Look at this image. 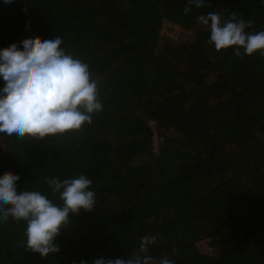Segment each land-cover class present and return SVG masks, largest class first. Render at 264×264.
<instances>
[{"label":"trees","instance_id":"16d2710c","mask_svg":"<svg viewBox=\"0 0 264 264\" xmlns=\"http://www.w3.org/2000/svg\"><path fill=\"white\" fill-rule=\"evenodd\" d=\"M14 0L0 3V47L59 35L90 66L103 111L78 131L0 138V175L53 194L48 176L93 181L97 204L70 214L46 258L24 247V223L0 224V264H80L127 258L140 238L174 264H264V56L207 43L197 16L220 13L264 29V0ZM181 42L159 41L162 22ZM3 82L0 81V84ZM154 120L163 143L152 153ZM182 136L171 138L169 131ZM206 239L212 254L197 243Z\"/></svg>","mask_w":264,"mask_h":264},{"label":"clouds","instance_id":"9594fccd","mask_svg":"<svg viewBox=\"0 0 264 264\" xmlns=\"http://www.w3.org/2000/svg\"><path fill=\"white\" fill-rule=\"evenodd\" d=\"M14 0H0L5 5ZM206 0H187L201 8ZM209 30L207 43L216 51L231 49L236 56H264V29L250 31L252 21L220 13L197 16ZM0 47V138L11 143L26 138L44 139L91 124L103 111L98 80L87 62L68 51L63 39L33 41L31 37ZM18 174L0 175V224L11 218L23 222L24 247L41 257L60 251L55 243L70 214L92 211L97 204L92 179L84 172L60 178L48 176L44 183L58 200L34 189H18ZM157 241L145 235L127 258L99 257L91 264H174L167 256L154 257L148 250ZM80 264H88L81 260Z\"/></svg>","mask_w":264,"mask_h":264},{"label":"built area","instance_id":"2783aa9c","mask_svg":"<svg viewBox=\"0 0 264 264\" xmlns=\"http://www.w3.org/2000/svg\"><path fill=\"white\" fill-rule=\"evenodd\" d=\"M160 30H162L161 32L162 35L172 40H174L173 38L174 33L176 34L178 33L179 36L186 34V31L182 27H180L177 24H173L169 21H166V20L162 22ZM149 126L151 127L152 132H153L152 133V153L155 155H158L160 152V147L163 143V137L159 135L158 130H157V124L154 120L149 121ZM205 247H206L205 253L212 254V248L208 245V243L205 244Z\"/></svg>","mask_w":264,"mask_h":264},{"label":"rangeland","instance_id":"374dc122","mask_svg":"<svg viewBox=\"0 0 264 264\" xmlns=\"http://www.w3.org/2000/svg\"><path fill=\"white\" fill-rule=\"evenodd\" d=\"M164 21H165V19H164ZM161 32H162V30H160L159 29V34H160V36H159V41H161V44H162V42H165V41H168L167 39V37H165L164 35H162L161 34ZM185 37V35H181V36H179V34L177 33H174L173 34V38H174V40H172V39H170L172 42H174V43H179V42H181V38H184ZM169 136L171 137V138H180V139H182V136H179V135H175V134H173V132H172V130H170L169 131ZM177 140H179V139H177ZM205 244H207V240L206 239H202V240H200L198 243H197V245H198V248H199V250H200V252L201 253H205V249H206V247H205ZM212 253H213V251H212Z\"/></svg>","mask_w":264,"mask_h":264}]
</instances>
